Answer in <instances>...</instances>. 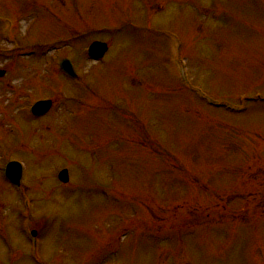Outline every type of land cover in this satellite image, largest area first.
<instances>
[{"label":"rangeland","instance_id":"obj_1","mask_svg":"<svg viewBox=\"0 0 264 264\" xmlns=\"http://www.w3.org/2000/svg\"><path fill=\"white\" fill-rule=\"evenodd\" d=\"M0 71V264H264V0H0Z\"/></svg>","mask_w":264,"mask_h":264},{"label":"water","instance_id":"obj_2","mask_svg":"<svg viewBox=\"0 0 264 264\" xmlns=\"http://www.w3.org/2000/svg\"><path fill=\"white\" fill-rule=\"evenodd\" d=\"M107 47L105 44L102 43H93L88 50V54L89 56L94 59H100L102 58V56L104 55V53L106 52ZM0 75H2V73H0ZM50 107V102H46V103H39L37 104L33 110L37 109L38 110V114H43L45 113ZM6 174L8 176V178L15 184H19L20 182V178H21V167L19 164L17 163H10L7 168H6ZM59 179L62 182H67L68 181V177H67V171L64 170L60 173L59 175Z\"/></svg>","mask_w":264,"mask_h":264}]
</instances>
